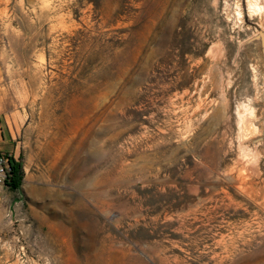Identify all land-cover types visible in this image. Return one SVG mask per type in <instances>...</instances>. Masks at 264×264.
Segmentation results:
<instances>
[{
  "label": "rangeland",
  "instance_id": "rangeland-1",
  "mask_svg": "<svg viewBox=\"0 0 264 264\" xmlns=\"http://www.w3.org/2000/svg\"><path fill=\"white\" fill-rule=\"evenodd\" d=\"M0 264H264V0H0Z\"/></svg>",
  "mask_w": 264,
  "mask_h": 264
},
{
  "label": "trees",
  "instance_id": "trees-1",
  "mask_svg": "<svg viewBox=\"0 0 264 264\" xmlns=\"http://www.w3.org/2000/svg\"><path fill=\"white\" fill-rule=\"evenodd\" d=\"M10 172H9V182L11 187H18L22 179V168L21 164L16 162L15 159L11 158Z\"/></svg>",
  "mask_w": 264,
  "mask_h": 264
},
{
  "label": "built area",
  "instance_id": "built-area-1",
  "mask_svg": "<svg viewBox=\"0 0 264 264\" xmlns=\"http://www.w3.org/2000/svg\"><path fill=\"white\" fill-rule=\"evenodd\" d=\"M11 158L9 155L0 152V183L6 184L9 182V172H10V163Z\"/></svg>",
  "mask_w": 264,
  "mask_h": 264
}]
</instances>
